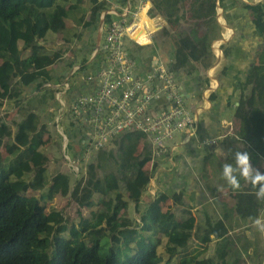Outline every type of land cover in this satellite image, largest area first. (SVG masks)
<instances>
[{"label": "trees", "instance_id": "trees-1", "mask_svg": "<svg viewBox=\"0 0 264 264\" xmlns=\"http://www.w3.org/2000/svg\"><path fill=\"white\" fill-rule=\"evenodd\" d=\"M66 1L0 0V104L9 100L6 108L13 106L19 113L13 129L0 117V145L3 143L10 155H0V264H199L197 254L208 248L212 238L213 252L204 264H258L244 262L220 219L205 218L201 223L204 232L198 234L194 216L188 210L179 217L170 209H161L168 196L164 192H155L139 206L153 167L144 166L152 158L151 147L138 130L113 136L108 148L90 150L87 159L79 161L80 174L72 180L61 171L46 179L43 153L38 148L44 141L46 126L39 110L47 106L48 98L52 99L49 106L58 105L53 84L60 82L56 79L59 75L48 67L60 59V50L46 48L38 40L48 30L63 28L69 7L66 8ZM150 2L151 11L162 15L168 28H173V32L162 28L172 48L168 70L174 74L209 65L210 41L218 31L216 0ZM104 6V1L97 0L91 7L90 18H96ZM245 7L249 8L255 27L263 33L264 3ZM105 18L108 20V15ZM24 50L27 51L22 53ZM80 63L81 70L85 65ZM248 84V94L240 95L234 108L238 127L232 140L244 145L255 164L264 162V42L243 81L245 87ZM32 89L36 90L33 97L23 93ZM234 152L228 156V162H233ZM256 167L264 171V166ZM27 173L30 176L26 181ZM240 184L235 191V209L257 211L262 201L256 199V190L243 179ZM27 188L44 190L35 196L27 194ZM249 191L253 194L249 195ZM55 193L69 194L78 207L89 209L88 215L79 213L73 221L61 210L47 207ZM128 201L133 202L137 220L120 212ZM96 204L99 208L93 209ZM158 232L165 235L167 254L160 263L155 249ZM191 238L201 248H188ZM172 256H176L173 263Z\"/></svg>", "mask_w": 264, "mask_h": 264}, {"label": "crops", "instance_id": "crops-1", "mask_svg": "<svg viewBox=\"0 0 264 264\" xmlns=\"http://www.w3.org/2000/svg\"><path fill=\"white\" fill-rule=\"evenodd\" d=\"M96 1L67 0L65 5L69 7L63 18V28L59 31L48 30L38 40L46 48L60 50V59L48 68L52 73L61 75V80H67L71 96L87 91L89 81L85 80V75L92 74L102 62L101 52L93 55L94 49L102 41V26L121 16L129 22L122 41L132 60L134 73L142 77L155 60L162 61L168 67L172 48L162 28H167L169 32H173V28H168L162 15L151 11L150 0H102L104 8L96 18L91 19V7ZM257 2L264 3V0H216L218 31L210 41V64L188 72L178 70L173 74L171 71L184 102L195 115L194 130L191 134L178 132L181 137L176 143L173 140L166 142L168 151L166 149L167 152H163L165 156L159 165L153 162L151 176L156 184L155 192H164L171 198L168 209L174 215L184 216L188 210L194 216V228L198 234L204 232L201 223L205 218L222 220L226 233L233 239L234 247L238 248L246 263L247 258L264 251V230L254 224L257 218L264 222V201L257 211L247 213L235 209L236 192L222 177L221 165L225 160L216 152V148L230 150L229 155L233 151L245 149L241 142L232 140L236 138L238 127V119L233 112L240 95L248 94L250 90V85L245 87L243 81L249 66L256 62L264 42V32L255 27L252 14L245 7V4ZM128 14L131 15L129 18ZM105 15H108V20ZM145 45L149 48L148 53H139L141 46ZM76 55L79 61L74 60ZM82 61L85 67L81 72L70 74L71 65L82 64ZM34 93L36 90L32 89L27 96ZM210 138L215 141L206 144L204 140ZM172 144L176 146L170 149ZM178 145H183V148L177 150ZM174 150L177 152L172 153ZM164 160L168 162L163 163ZM261 161L253 165L264 166ZM248 194H253V191ZM146 201L140 199L139 206ZM209 236L212 237V233ZM214 242L212 238L208 248L201 254L212 255ZM196 243L198 241L191 238L188 248H200ZM255 263L263 264L264 261L262 259Z\"/></svg>", "mask_w": 264, "mask_h": 264}, {"label": "built area", "instance_id": "built-area-1", "mask_svg": "<svg viewBox=\"0 0 264 264\" xmlns=\"http://www.w3.org/2000/svg\"><path fill=\"white\" fill-rule=\"evenodd\" d=\"M128 25L121 16L102 26V41L93 52V55L102 53V62L92 74L85 75V80L89 81L87 91L71 96L66 91L67 80L53 84L57 88L55 97L60 112L67 109L72 120L84 126L81 141L87 154L102 147L113 136L131 130L143 133L151 152L161 153L166 142L173 139L174 132L191 134L194 130L195 115L162 61L152 62L142 77L134 73L122 41ZM81 70L79 64H72L70 74ZM67 96H70L68 100ZM214 141V138L204 140L206 144ZM169 147L172 149L171 145Z\"/></svg>", "mask_w": 264, "mask_h": 264}, {"label": "rangeland", "instance_id": "rangeland-1", "mask_svg": "<svg viewBox=\"0 0 264 264\" xmlns=\"http://www.w3.org/2000/svg\"><path fill=\"white\" fill-rule=\"evenodd\" d=\"M131 15L128 14V18ZM18 46H21V41L18 40ZM141 51L139 53L146 54L148 53V46H141ZM27 50H24L25 53ZM159 57V53H157ZM75 61H79L80 58L76 55ZM58 81L61 80V75H59L56 78ZM27 94L28 93H24ZM52 99H47V106H44L41 110V115L44 119L46 131L43 134V143L39 145V150L42 151V162L45 167L46 172V179L48 180L50 175H52L55 171H61L65 172L70 180L75 178L78 174V164L81 159L86 160L87 159V152L83 151V144L81 141V137L85 131L83 127H81L80 123L77 121L72 120L71 113L66 110V112L63 114V112H60V106L59 104L53 109L49 106L51 104ZM11 101L4 99L2 103L0 104V117L4 120L6 124L9 125L11 129H13V121L19 118V113L15 110V108L12 106L10 108H6V105L10 103ZM25 104V103H24ZM61 114V115H60ZM69 120H72L70 122ZM181 136L178 134V132H174L173 141L175 143L179 140ZM83 139V138H82ZM5 140V139H4ZM145 141L149 144L148 139L145 137ZM111 146V138L108 139L102 146V148H108ZM176 145L172 144L171 148L173 149ZM164 151H168V147L164 145ZM170 148V147H169ZM183 148V145H178L176 149ZM177 150L173 151L177 152ZM164 151H161V153H153L151 152V159L145 163V168H149L153 165V162L157 163L158 165L161 163L160 161L163 160V157L165 154ZM166 151V152H167ZM81 152V153H80ZM83 152H85L83 154ZM0 155L1 157L10 156L6 154V150L3 146V143L0 145ZM83 157H81V156ZM168 160H164L163 163H167ZM30 173H27L25 175V179L29 178ZM47 184V183H46ZM45 184V185H46ZM44 188L41 189H26L27 194H33L35 196H39L41 192H43ZM156 190V184L154 179L151 177L148 179V182L145 186V191L142 192L141 200H149L151 197L154 196ZM126 194V193H125ZM171 198L169 196L166 197L165 201L162 204V210L168 209L170 204ZM48 206L47 207H54L63 213V215L68 220L75 221L77 219V216L79 213H81L84 216H87L89 213V209L85 207H78L75 203V201L70 197L69 194H59L55 193L53 197L47 201ZM99 205L96 204L92 208L98 209ZM125 216H128L134 220L138 219L137 212L135 211V208L133 204L128 201L127 207L125 209H122L120 211ZM159 236V242L156 244V252L158 254V260L157 263L163 262L164 259L167 257V254L164 251V242H165V235L157 233ZM200 246V244H198ZM201 248V247H200ZM123 250H121L120 257L122 256ZM208 254H201V252H198L196 262L199 260V264H204V260L207 257ZM176 259V256H172L170 258V262L173 263V261ZM263 259L264 261V251L262 254L257 253L255 257L253 258H247L248 262H260ZM245 262V261H244ZM245 264V263H244ZM264 264V263H263Z\"/></svg>", "mask_w": 264, "mask_h": 264}, {"label": "clouds", "instance_id": "clouds-1", "mask_svg": "<svg viewBox=\"0 0 264 264\" xmlns=\"http://www.w3.org/2000/svg\"><path fill=\"white\" fill-rule=\"evenodd\" d=\"M216 152L225 162L221 165L222 177L227 184L234 190L240 189V181L243 179L249 183L256 191L254 195L257 200L264 201V171L255 167L252 163L251 155L247 150H237L231 155L233 162H228L230 150H225L223 147H217ZM254 224L264 230V222L257 218Z\"/></svg>", "mask_w": 264, "mask_h": 264}, {"label": "bare ground", "instance_id": "bare-ground-1", "mask_svg": "<svg viewBox=\"0 0 264 264\" xmlns=\"http://www.w3.org/2000/svg\"><path fill=\"white\" fill-rule=\"evenodd\" d=\"M131 28H132V25H131L130 29H131ZM130 29H129V30H130Z\"/></svg>", "mask_w": 264, "mask_h": 264}]
</instances>
